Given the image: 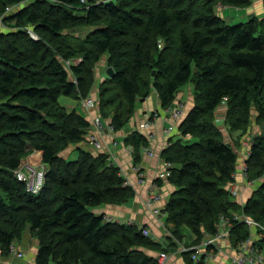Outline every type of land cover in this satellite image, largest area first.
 I'll return each instance as SVG.
<instances>
[{
	"label": "trees",
	"instance_id": "obj_1",
	"mask_svg": "<svg viewBox=\"0 0 264 264\" xmlns=\"http://www.w3.org/2000/svg\"><path fill=\"white\" fill-rule=\"evenodd\" d=\"M22 1L29 0H0V12ZM250 3L30 0L4 19L7 29L0 30L2 255L9 256L10 246L29 229L38 239L36 264H160L146 251L158 247L166 251L160 241L145 236L138 225L112 221L95 211L134 197L120 167L105 151L78 148L76 158L61 155L85 139L92 122L77 107L68 109L60 97L79 101L91 96L96 68L105 56L115 74L102 80L98 106L101 117L111 119L116 131L124 128L138 100L152 89L165 109L176 104L185 84L192 83L194 103L179 124L181 138L162 151L165 161L172 163L168 179L176 187L163 208L169 232L179 240L189 230L198 242L205 234H216L220 217L233 212L264 223V133L248 149L247 179L257 186L241 205L228 188L236 182L239 154L224 140L216 121L218 108L225 104L226 125L240 136L247 132L255 109L264 130V17L230 24L217 12L219 4ZM85 27L90 29L84 35L72 31ZM188 135L192 141L184 143L182 137ZM125 143L134 148L138 163L149 138L137 131ZM32 152H39L46 166L39 194L29 193L15 175ZM249 234L245 224L235 222L231 239L237 243ZM183 258L185 264H205L204 259L193 260L191 251Z\"/></svg>",
	"mask_w": 264,
	"mask_h": 264
},
{
	"label": "crops",
	"instance_id": "obj_2",
	"mask_svg": "<svg viewBox=\"0 0 264 264\" xmlns=\"http://www.w3.org/2000/svg\"><path fill=\"white\" fill-rule=\"evenodd\" d=\"M229 8V12H228ZM232 8H236V12H240V17H248V20L254 17H264V0H251V4L246 8H237L233 6H224L220 11V15L226 20V17L234 18L235 11ZM218 12V11H217ZM218 13V14H219ZM247 20V21H248ZM228 22V21H227ZM229 23V22H228ZM0 30L2 27L0 26ZM106 76V72L102 74V79ZM194 99L189 94L188 97L180 90L177 97V102L173 106L180 104L185 110H188L192 105ZM77 105L81 107L79 101ZM72 105V104H71ZM73 107V105H72ZM82 109V107H81ZM153 110L160 111V116L154 122V125L149 129H143L141 126L145 120V113ZM95 109H90L88 111L81 110V113L92 122L93 116H95ZM224 114V113H222ZM219 120V116H218ZM106 125V131L102 135V141L108 147L113 149L116 154V165L121 169V173L127 178L130 185L133 186L135 190L134 197L127 201L126 203L120 205H105L95 209L97 213H105L106 218L112 221H119L123 223H133L139 226H146L150 229L151 235L155 240H163V243H167V240H172L168 237V234L164 232L165 230V214L161 213L155 215L152 210L153 208H160L161 210L165 207L171 193L176 190V187L169 181L168 178H163L162 173L165 171V159L162 156V151L170 145L181 138L179 132V123L177 127L170 133L167 129L172 125V120L165 113V110L161 107V102L157 91L154 89L151 91L148 97L144 99H139L136 104V110L134 115L131 117L129 122L121 130H114L111 125V119L104 120ZM92 128L90 129V131ZM89 131V132H90ZM140 131L144 133L149 138V145L147 147L153 152L150 154L144 151V147L141 148V159L136 163L134 159V148L131 145L125 143L127 136L133 134L134 132ZM149 135H151L149 137ZM186 140H190L191 136H185ZM114 143H117L114 145ZM82 148L85 150L93 151L91 145L84 139L80 144L71 145L68 149L65 157H77V149ZM244 151V149L242 150ZM94 152V151H93ZM107 152V151H106ZM240 152V151H239ZM42 161V155L35 153L29 156L26 163L29 165H36ZM243 160L241 158V161ZM25 163V162H24ZM140 167L145 173V180L143 183L140 182L138 173L135 168ZM239 173H236V184L243 187L245 184V179L243 176V165L239 163L238 168ZM250 192L245 191L243 193L242 199H248ZM151 195H160L161 199L155 201L151 208L145 205V200ZM251 195V194H250ZM238 201V200H237ZM31 238V237H30ZM30 238L25 242V248L27 250L26 255L23 259H15L19 263H14L10 259V255L5 257L2 255L0 250V264H36V255L38 252V244L31 245ZM167 239V240H166ZM170 241L169 244L173 243ZM161 243V242H160ZM168 244V245H169ZM175 247V246H173ZM170 258L168 264H185L183 256L173 251L169 253ZM16 261V262H17ZM226 262V257L222 255L215 256L211 262L208 264H223Z\"/></svg>",
	"mask_w": 264,
	"mask_h": 264
},
{
	"label": "built area",
	"instance_id": "obj_3",
	"mask_svg": "<svg viewBox=\"0 0 264 264\" xmlns=\"http://www.w3.org/2000/svg\"><path fill=\"white\" fill-rule=\"evenodd\" d=\"M30 1V0H29ZM29 1H22L18 4L9 5L6 7L5 11L0 12V26L6 28L5 18L8 15L14 14L16 11V7L21 5H26ZM86 2L87 0H82ZM32 38L38 39L37 35L29 30ZM80 106H82L86 110L95 109L98 105L97 101L93 98V96H88L79 100ZM225 104L222 105V107ZM226 106V105H225ZM164 109V108H163ZM165 113L172 120V125L167 129V132L170 133L177 127V124L181 123L183 116L185 114V109L180 104L176 106H171L165 108ZM160 116V111L153 110L145 113V120L142 124L143 129H149L154 125V122ZM92 130L86 134L85 139L91 145V147L98 152L105 151L104 143L102 141V135L106 131V125L103 121V118L98 113L94 118H92ZM151 135H149L150 137ZM117 143H115L116 145ZM144 151L153 154L149 147H144ZM246 158L243 159L246 162L247 156L249 155V150L246 151ZM110 160L116 164V156L114 155L113 150L107 151ZM243 162V176L245 179V184L243 187L238 186L236 182L230 183L228 185L231 194L235 200L241 205H244L246 199L243 198V193L247 191V189L252 188L255 181H249L247 179L246 173V164ZM165 171L162 173L163 178H168L171 175V167L172 163L165 161ZM118 166V165H117ZM138 173L140 181L145 180V173L140 167L135 168ZM15 175L18 180L23 181L26 185V190L31 194H39L45 183L46 176V166L42 164L40 161L39 164L29 165L24 163L18 170L15 171ZM237 175V174H236ZM235 175V178H236ZM161 199L160 195H151L146 200V206L151 208L155 201H159ZM152 212L155 215H159L163 212V209L154 208ZM245 224L249 230L250 234L246 239L238 241L237 243H233L231 239L232 228L234 223ZM129 223V222H128ZM167 234L172 236L168 231L166 225H164ZM145 236L152 237L151 231L148 227L142 228ZM173 237V236H172ZM155 240V238H153ZM159 241V240H156ZM193 251L192 258L193 260L199 262L201 259L205 260V264L211 262V259L215 256L222 255L226 257V262L223 264H264V223L246 215L244 212H233L231 216L222 215L220 217L218 223L217 233L214 235H210L208 240L203 244L195 247H185L184 245H180V252H188ZM10 255H16V257H22V250L17 249L16 243L10 246ZM169 259V254L166 251H162L159 253V263L166 264Z\"/></svg>",
	"mask_w": 264,
	"mask_h": 264
},
{
	"label": "rangeland",
	"instance_id": "obj_4",
	"mask_svg": "<svg viewBox=\"0 0 264 264\" xmlns=\"http://www.w3.org/2000/svg\"><path fill=\"white\" fill-rule=\"evenodd\" d=\"M47 1H49V2H56V0H47ZM251 4V3H250ZM249 4V5H250ZM249 5H246V6H242V7H237V8H246L247 6H249ZM225 5H222V4H219L218 6H217V11H218V13H219V11L222 9V7H224ZM24 7V5H21V6H18V7H16V9L14 10V11H16L17 9L19 10V9H21V8H23ZM233 9V11H235L236 12V8H232ZM230 10H229V8H228V12H229ZM222 11H220V13H221ZM220 13H219V15H220ZM240 15H242V14H240V12H236V14H234V18H230L229 16L228 17H226V20L230 23V24H236V23H239V22H245V21H247L248 20V17L246 16V17H244V18H241L240 17ZM221 16V15H220ZM7 27V26H6ZM7 29V28H6ZM90 28H88V27H85V28H80V29H74V30H72V31H74V33H77V34H79V35H84L88 30H89ZM93 29V28H92ZM107 56H105L104 58H103V60L99 63V65L97 66V68H96V75H97V77H96V81H95V87H94V89H93V91H92V93H91V95L93 96V98L98 102V104L100 103V97H99V89H100V85H101V82H102V80H104V79H102V74L104 73V71L106 72V68H107ZM106 76H107V74H106ZM152 90H154V89H152ZM181 91L182 92H184V94L186 95V97H188V95L190 94L191 95V97L192 98H194L193 97V88H192V83H187V84H185L182 88H181ZM178 95H179V93H178ZM178 97V96H177ZM60 102L63 104V105H65L68 109H71V108H73V107H77V109H78V111H80L81 112V110L83 109V110H86V109H84L82 106V109H81V107L79 108V105H77L78 104V102H76V100L75 99H73L72 97H70V96H61L60 97ZM176 102H177V99H176ZM194 102V101H193ZM73 105V107H72V105ZM226 109H227V107L224 105L223 107H219L218 108V110H217V117H216V121H217V123H218V125H219V127H220V129L222 130V133H223V137H224V140L225 141H227V142H229V144L236 150V151H238V154H239V157H238V163H240V165L242 166L243 165V163L242 162H240L241 161V158H242V160L244 159V158H246V154H247V152L246 151H248V149H249V146L251 145V142L252 141H254V139H255V137L258 135V134H261V133H264V130H263V128L261 127V124L258 122V120H257V118H256V116H257V113H256V110L255 109H253L252 110V112H251V115L249 116V120H250V122L248 123L249 125H248V127H246V129H247V132L245 133V134H242V135H238L239 134V132H237V131H232L227 125H226V119H227V117H226ZM95 110L96 111H94L95 113H99L100 114V110H99V106L97 105V107L95 108ZM86 111H88V110H86ZM222 113H224V114H222ZM97 114H95V116L97 115ZM95 116H93V118L95 117ZM218 116H219V120H218ZM106 119H109V118H106ZM104 117H103V121L104 120H106ZM105 122V121H104ZM185 139L186 138H184V137H182V140L183 141H185ZM190 139H192V138H190ZM192 140H186L184 143H189V142H191ZM104 143V142H103ZM114 145H115V143H114ZM104 147H105V149H106V151H109L111 148H108L105 144H104ZM69 149V148H68ZM68 149H66V150H64L62 153H61V155H66L67 154V152H68ZM244 149V151H242ZM111 150H113V149H111ZM93 151L94 152H96V153H98V151L97 150H95V149H93ZM240 151V152H239ZM35 153H39V152H32V153H30L25 159H24V162L26 163V160H27V158L29 157V156H32L33 154H35ZM107 153V152H106ZM114 155L116 156V154H115V152H114ZM74 157V156H73ZM244 162V161H243ZM245 164H246V162H244ZM239 171L240 170H237V173H239ZM169 178V177H168ZM127 182L129 183V181L127 180ZM141 183H143L144 181H140ZM130 184V183H129ZM132 186V185H131ZM255 186H257V182H255L254 183V185L252 186V188H255ZM135 191V190H134ZM247 191H249L250 192V194H251V188H249V189H247ZM250 194H249V196H250ZM149 198V197H148ZM147 198V199H148ZM146 199V200H147ZM146 200L144 201L145 202V205H146ZM159 208V207H158ZM154 209V208H153ZM160 209V208H159ZM165 214V213H164ZM165 220H166V215H165ZM135 225H137V224H135ZM165 225H166V223H165ZM139 226V225H138ZM140 228L142 227H146V226H139ZM169 231V230H168ZM164 232L165 233H167V231H166V229L164 230ZM186 232V234H187V236H184V237H181L179 240L175 237V236H173L172 234V240L174 241L173 242V244L171 243V244H169L170 243V241L172 242V240H167V243H166V245H165V243H163V240H161L160 242H161V244L163 245V247L164 248H166V251H167V253L169 254V253H171V252H173V251H176V252H178V253H180L182 256H183V254L185 253V252H180V245L182 244V245H184L185 247H195V246H199V245H201V244H203L204 242H206L207 240H208V238H209V236H210V234H205L204 236H203V238L201 239V240H198V242H194L195 241V239L197 238V236H195L194 234H191L190 232H189V230H186L185 231ZM191 234V235H190ZM188 235H190V236H188ZM31 237V238H30ZM30 238V244L31 245H36V244H38V239H37V237H35V236H32V234H31V232H30V230L28 229L26 232H25V234H24V236H23V238L19 241V242H15L16 243V247H17V249H19V250H22V253H23V255H22V257H20V258H18V257H16V255H10L9 257H10V259L12 260V262L14 263V261H15V259H23L24 258V256L26 255V253H27V250H26V248H25V242L26 241H28V239ZM151 238H153V237H151ZM194 242V243H193ZM175 243V244H174ZM169 244V245H168ZM160 246V245H159ZM173 246H175V247H173ZM161 247V246H160ZM146 251H148V253L149 254H151L152 256H154V257H156L157 259H158V257H159V253L160 252H162V251H164L163 250V248L161 247V248H157V249H148V250H146ZM192 252V255H193V251H191ZM4 256V255H3ZM5 257H7V256H5ZM169 258H170V255H169ZM212 259H214V258H212ZM212 259H211V261H212ZM17 261V260H16ZM15 261V263H19V261H17L16 262ZM159 261V260H158ZM168 261H169V259H168ZM168 261H167V263L166 264H168ZM184 261H185V258H184Z\"/></svg>",
	"mask_w": 264,
	"mask_h": 264
},
{
	"label": "water",
	"instance_id": "obj_5",
	"mask_svg": "<svg viewBox=\"0 0 264 264\" xmlns=\"http://www.w3.org/2000/svg\"><path fill=\"white\" fill-rule=\"evenodd\" d=\"M106 74L108 77H112L115 74V69L112 66L106 68Z\"/></svg>",
	"mask_w": 264,
	"mask_h": 264
},
{
	"label": "bare ground",
	"instance_id": "obj_6",
	"mask_svg": "<svg viewBox=\"0 0 264 264\" xmlns=\"http://www.w3.org/2000/svg\"><path fill=\"white\" fill-rule=\"evenodd\" d=\"M113 25V24H112ZM151 39V38H150ZM136 51V50H135ZM2 224V223H1ZM218 264V263H217Z\"/></svg>",
	"mask_w": 264,
	"mask_h": 264
}]
</instances>
